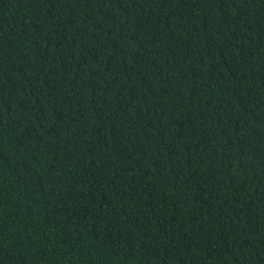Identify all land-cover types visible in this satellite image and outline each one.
Segmentation results:
<instances>
[{
	"label": "trees",
	"instance_id": "trees-1",
	"mask_svg": "<svg viewBox=\"0 0 264 264\" xmlns=\"http://www.w3.org/2000/svg\"><path fill=\"white\" fill-rule=\"evenodd\" d=\"M0 264H264V0H0Z\"/></svg>",
	"mask_w": 264,
	"mask_h": 264
}]
</instances>
